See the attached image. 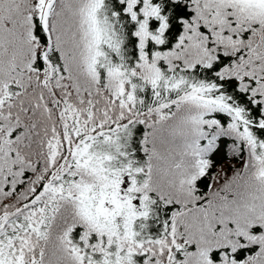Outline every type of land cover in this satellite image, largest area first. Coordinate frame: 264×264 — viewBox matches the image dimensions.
Returning <instances> with one entry per match:
<instances>
[{
    "label": "snow or ice",
    "instance_id": "6c2138e0",
    "mask_svg": "<svg viewBox=\"0 0 264 264\" xmlns=\"http://www.w3.org/2000/svg\"><path fill=\"white\" fill-rule=\"evenodd\" d=\"M0 264H264V0H0Z\"/></svg>",
    "mask_w": 264,
    "mask_h": 264
}]
</instances>
